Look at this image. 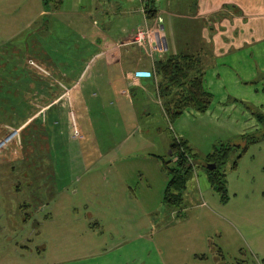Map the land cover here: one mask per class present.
<instances>
[{"label": "rangeland", "instance_id": "1", "mask_svg": "<svg viewBox=\"0 0 264 264\" xmlns=\"http://www.w3.org/2000/svg\"><path fill=\"white\" fill-rule=\"evenodd\" d=\"M119 1L0 0V138L19 127L0 150V264H264V137L237 158L241 148L229 149L223 193L207 177V151L197 153L183 202L170 206L162 198L170 126L158 103L118 111L110 96L76 120L66 94L52 114L53 90L26 88L39 80L48 90L58 68L75 69L86 53L81 32ZM156 1L184 10V0ZM27 110L46 127L25 148L18 121ZM239 134L220 131L201 146Z\"/></svg>", "mask_w": 264, "mask_h": 264}, {"label": "crops", "instance_id": "2", "mask_svg": "<svg viewBox=\"0 0 264 264\" xmlns=\"http://www.w3.org/2000/svg\"><path fill=\"white\" fill-rule=\"evenodd\" d=\"M128 1L120 0L117 6L103 8L98 17L93 16L90 30L81 32L80 37L84 39L86 53L77 60L75 69L57 67L54 75L60 80L54 87L47 90L38 84L39 80L36 87L35 83L26 87L37 93L51 94L53 90L50 103L56 104L48 109L49 113L63 108L65 94L72 119L79 116V111H89L92 103L103 109L110 96L115 100H109V104L115 103L113 109L116 107L118 111L129 108L135 112L158 103L169 123V131L186 140L197 153L211 151L204 150L201 143L207 141L210 145L217 132L229 135L260 126L242 101L264 108V62H261L264 61V0H184V10L180 12L157 4V13L150 20L141 10L142 0H137V7L135 0ZM177 20H182L181 25H175ZM139 27L149 31V42L144 45L134 40ZM179 52L200 56L203 86L213 96L206 110L187 108L169 122L158 94L159 75L154 61ZM101 89L104 98H100ZM29 114L28 110L23 112L18 121L25 148L27 138L30 141L40 134L37 127H46L38 115L30 118ZM90 119L83 118L86 124Z\"/></svg>", "mask_w": 264, "mask_h": 264}, {"label": "trees", "instance_id": "3", "mask_svg": "<svg viewBox=\"0 0 264 264\" xmlns=\"http://www.w3.org/2000/svg\"><path fill=\"white\" fill-rule=\"evenodd\" d=\"M51 1H55V6L60 2V0H43V3L47 5ZM224 6L232 7L233 5L226 4ZM142 7L147 19L150 20L155 17L157 13L156 0H142ZM236 10L240 11L238 8ZM154 68L159 75L158 94L169 122L187 108L204 111L210 105L213 95L203 86L204 69L198 54L188 52L170 54L163 59L155 60ZM242 103L250 110L260 127L239 134L236 141L232 140V142L222 144L220 147L215 145L211 151L203 156V166L209 181L222 193L225 191V172L221 167L232 145L241 148L237 158L249 143L264 137V113L245 101ZM169 132V158H162L163 166L168 175L162 198L170 206H179L183 202L186 183L193 176L194 163L192 160L197 152L192 151L186 140L176 136L171 130ZM208 162H214L215 167H207ZM235 164L236 159L233 160L232 166Z\"/></svg>", "mask_w": 264, "mask_h": 264}, {"label": "built area", "instance_id": "4", "mask_svg": "<svg viewBox=\"0 0 264 264\" xmlns=\"http://www.w3.org/2000/svg\"><path fill=\"white\" fill-rule=\"evenodd\" d=\"M141 10L143 11L142 6H141ZM148 37H149V31L145 27L137 28L134 39L138 44L144 45L145 42H147ZM138 72L148 73L149 71L139 70ZM18 132H19V127H11L10 129H8L7 133L0 138V150L3 149L8 142L16 138Z\"/></svg>", "mask_w": 264, "mask_h": 264}, {"label": "water", "instance_id": "5", "mask_svg": "<svg viewBox=\"0 0 264 264\" xmlns=\"http://www.w3.org/2000/svg\"><path fill=\"white\" fill-rule=\"evenodd\" d=\"M215 163L214 162H208L207 163V167H210V168H214L215 167Z\"/></svg>", "mask_w": 264, "mask_h": 264}, {"label": "flooded vegetation", "instance_id": "6", "mask_svg": "<svg viewBox=\"0 0 264 264\" xmlns=\"http://www.w3.org/2000/svg\"><path fill=\"white\" fill-rule=\"evenodd\" d=\"M18 134H19V132H18ZM17 136H18V135H17ZM17 136H16V137H17Z\"/></svg>", "mask_w": 264, "mask_h": 264}]
</instances>
